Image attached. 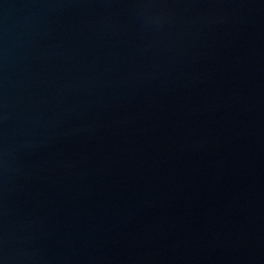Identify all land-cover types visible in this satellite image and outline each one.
Returning a JSON list of instances; mask_svg holds the SVG:
<instances>
[{
	"label": "water",
	"instance_id": "water-1",
	"mask_svg": "<svg viewBox=\"0 0 264 264\" xmlns=\"http://www.w3.org/2000/svg\"><path fill=\"white\" fill-rule=\"evenodd\" d=\"M0 264H264V0H0Z\"/></svg>",
	"mask_w": 264,
	"mask_h": 264
}]
</instances>
